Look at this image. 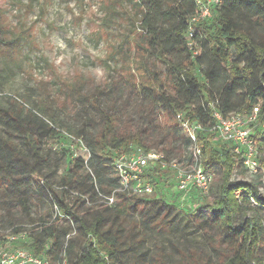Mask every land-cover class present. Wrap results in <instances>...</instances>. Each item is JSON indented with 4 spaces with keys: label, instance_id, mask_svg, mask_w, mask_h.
Here are the masks:
<instances>
[{
    "label": "trees",
    "instance_id": "1",
    "mask_svg": "<svg viewBox=\"0 0 264 264\" xmlns=\"http://www.w3.org/2000/svg\"><path fill=\"white\" fill-rule=\"evenodd\" d=\"M141 1L137 26L145 50L166 65L165 80L156 74L154 83L147 80L150 70L137 60L136 69L144 77L140 84L123 68L109 89L98 87L90 95L71 89L78 100L89 103L100 124L77 137L65 133V140L75 141L84 152L74 158L75 149L68 145L71 160L59 189L48 184L38 169V136L17 125L31 153L7 144L9 155L0 159V245L10 230L12 245L50 264H213L201 253L174 244L173 253L158 251L148 259V232L170 231L174 224L175 207L164 193L152 198L117 194L112 206L105 198L118 187L113 168L118 154L141 148L164 154L168 161L183 158L189 141L176 119L179 113L206 130L216 123L208 109L213 101L225 116L259 106L264 114V33L256 36L243 28L236 12L237 5L254 9L251 22L264 30V0H221L212 19L201 23H192L200 13L196 0ZM4 32L0 13V49L6 47ZM204 54L209 67L197 74ZM46 111L52 114L51 107ZM215 137L198 134L205 169L221 175L219 196L203 208L210 214L203 224L221 226L215 239L224 249L220 264H264V223L248 215L264 209V196L258 184L231 181L240 159L231 144ZM260 164L264 169V159ZM150 178L157 190L158 176ZM36 202L46 210L34 214Z\"/></svg>",
    "mask_w": 264,
    "mask_h": 264
},
{
    "label": "rangeland",
    "instance_id": "2",
    "mask_svg": "<svg viewBox=\"0 0 264 264\" xmlns=\"http://www.w3.org/2000/svg\"><path fill=\"white\" fill-rule=\"evenodd\" d=\"M141 3V0H0L6 37V47L0 49V159L9 155L5 148L7 144L16 151L31 153L26 137L17 127L26 126L28 132L36 134L40 140L37 146L41 158L38 169L48 184L59 189L60 179L71 160L72 150L68 145L75 149L74 158L84 152L75 141L69 143L65 140V133L77 137L100 124L89 103L78 100L71 89L75 87L82 95H90L98 87L107 86L109 89L123 68L133 77V82L140 84L144 77L136 69L137 60L144 62L150 70L147 80L153 82V74L165 80L166 65L145 50L144 38L137 26L141 20ZM236 12L243 21V28L252 30L256 36L264 33L261 27L251 22L256 15L254 9L237 5ZM123 43H126L123 51L113 56ZM201 63L196 69L197 74L209 67L210 59L206 54ZM118 83L123 82L119 80ZM49 107L52 114L46 111ZM256 134H259L261 163L264 159V114L259 117ZM83 141L87 145L86 138ZM213 173V182L207 193L195 191L191 198L183 200L180 196L178 201L172 196L174 181L171 174L161 182V177L166 175L158 173V188L153 196L165 193L164 199L174 204V224L170 231L148 232L149 241L145 248L148 259L158 251L173 253L174 244L181 250L201 253L213 264H220L219 253H224V249L215 239L222 231L221 226L203 224L205 218L210 217L203 208L219 196L221 175ZM238 179L258 184L264 196L262 165L255 177L240 171L235 180ZM43 210L46 206L36 202L34 214ZM248 215L264 223V209ZM3 235L6 240L0 245V252L19 247L18 244L12 245L14 238L10 230Z\"/></svg>",
    "mask_w": 264,
    "mask_h": 264
},
{
    "label": "built area",
    "instance_id": "3",
    "mask_svg": "<svg viewBox=\"0 0 264 264\" xmlns=\"http://www.w3.org/2000/svg\"><path fill=\"white\" fill-rule=\"evenodd\" d=\"M200 13L192 19V23H201L212 19L221 0H196ZM193 35V29L190 30ZM212 111V117L216 123L210 130L203 128L201 123H191L183 113L176 116L189 146L181 160L168 161L164 154L156 151H145L141 148L130 153L118 154L113 162L114 172L118 178V187L111 197L105 198V203L112 206L117 194H126L131 197L150 198L155 193V186L150 175L165 173L163 180L171 174L174 181V200H183L192 197V193H207L214 178L212 170L205 169L203 165L202 149L198 145V133L205 137L208 133L216 135L215 140L231 144L234 154L240 161L234 166L231 180L238 178L240 171L246 175L255 177L261 168L260 153L256 138V127L261 114V107H254L251 112H237L227 116L221 113L217 104L213 101L208 104ZM235 181H239L235 180ZM169 192V193H171ZM165 194V193H164ZM239 196V193H238ZM254 202V200H252ZM0 264H50L35 255L21 249L1 250ZM63 264H67L64 261Z\"/></svg>",
    "mask_w": 264,
    "mask_h": 264
},
{
    "label": "bare ground",
    "instance_id": "4",
    "mask_svg": "<svg viewBox=\"0 0 264 264\" xmlns=\"http://www.w3.org/2000/svg\"><path fill=\"white\" fill-rule=\"evenodd\" d=\"M199 134V133H198Z\"/></svg>",
    "mask_w": 264,
    "mask_h": 264
}]
</instances>
